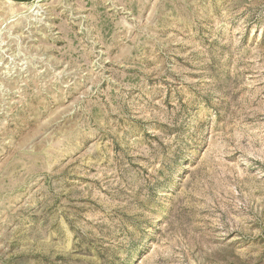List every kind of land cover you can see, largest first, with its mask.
<instances>
[{"label":"rangeland","instance_id":"374dc122","mask_svg":"<svg viewBox=\"0 0 264 264\" xmlns=\"http://www.w3.org/2000/svg\"><path fill=\"white\" fill-rule=\"evenodd\" d=\"M0 264H264V0H0Z\"/></svg>","mask_w":264,"mask_h":264}]
</instances>
